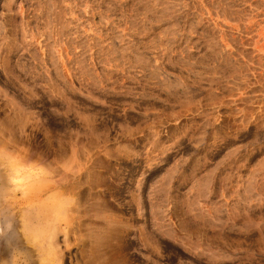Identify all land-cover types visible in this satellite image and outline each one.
Wrapping results in <instances>:
<instances>
[{
	"label": "rangeland",
	"instance_id": "1",
	"mask_svg": "<svg viewBox=\"0 0 264 264\" xmlns=\"http://www.w3.org/2000/svg\"><path fill=\"white\" fill-rule=\"evenodd\" d=\"M0 264H264V0H0Z\"/></svg>",
	"mask_w": 264,
	"mask_h": 264
}]
</instances>
